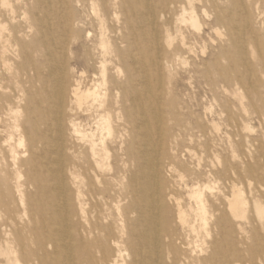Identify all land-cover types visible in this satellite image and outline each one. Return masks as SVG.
Wrapping results in <instances>:
<instances>
[{
    "label": "bare ground",
    "instance_id": "1",
    "mask_svg": "<svg viewBox=\"0 0 264 264\" xmlns=\"http://www.w3.org/2000/svg\"><path fill=\"white\" fill-rule=\"evenodd\" d=\"M200 16L220 35L202 74L245 91L227 147L173 85ZM251 118L264 0H0V264H264Z\"/></svg>",
    "mask_w": 264,
    "mask_h": 264
},
{
    "label": "rangeland",
    "instance_id": "2",
    "mask_svg": "<svg viewBox=\"0 0 264 264\" xmlns=\"http://www.w3.org/2000/svg\"><path fill=\"white\" fill-rule=\"evenodd\" d=\"M201 21V33L195 29L185 30L186 36H197L202 34L203 40L190 41L194 50L190 64L183 66L178 64L175 68L173 85L175 87V93L179 97L182 106H188L194 113L196 118H200L204 122L215 121L222 128V135L220 136V143L226 146L229 136L225 134L228 131L227 126V110L225 111L224 105L230 103L236 114L241 115L240 102L237 100L235 90L237 93H245L244 88L241 85L225 87L222 83V78L218 75H213L220 82V88L216 90L212 89L208 83L206 77L202 74L206 70L208 71L209 65L213 60L214 52L220 51V35L209 29L210 21L206 17L200 16ZM225 34V30L221 31ZM227 64V61H224ZM194 64L196 66L194 67ZM247 104L248 101L245 100ZM244 113L247 116L252 114L253 110L250 107L246 108ZM250 125L251 131H240L239 136L241 138L247 137L249 140L254 138L264 139V126H262L257 120L251 118ZM239 137V139H240ZM223 155L225 151L219 150ZM254 184L264 186V180L254 181ZM241 187L245 188L246 184L242 183Z\"/></svg>",
    "mask_w": 264,
    "mask_h": 264
}]
</instances>
